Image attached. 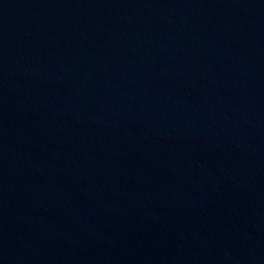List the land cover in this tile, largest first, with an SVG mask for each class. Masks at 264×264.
<instances>
[{
  "label": "water",
  "instance_id": "95a60500",
  "mask_svg": "<svg viewBox=\"0 0 264 264\" xmlns=\"http://www.w3.org/2000/svg\"><path fill=\"white\" fill-rule=\"evenodd\" d=\"M0 264H264V0H0Z\"/></svg>",
  "mask_w": 264,
  "mask_h": 264
}]
</instances>
